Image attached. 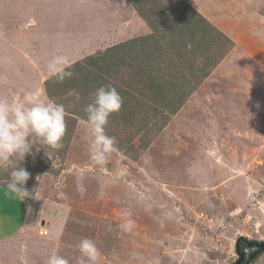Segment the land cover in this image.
I'll return each instance as SVG.
<instances>
[{
	"label": "rangeland",
	"instance_id": "374dc122",
	"mask_svg": "<svg viewBox=\"0 0 264 264\" xmlns=\"http://www.w3.org/2000/svg\"><path fill=\"white\" fill-rule=\"evenodd\" d=\"M123 1L92 0L96 17L86 3L76 19H42L47 28L37 25L38 18L32 28L11 23L18 14L0 17V98L38 89L62 103L73 120L62 149L50 158L43 149L26 156L22 166L30 173V197L8 200L2 185L7 174H0V214L9 207L19 230L28 210L33 223L26 234L0 241V264H46L54 253L76 264V245L83 238L96 242L97 264H229L238 258L239 237L264 239V0H255L252 14L241 0H186L189 10L230 41L215 55L206 77H193V83L201 81L174 115L150 109L156 107L152 98L137 86L135 93L133 85L123 86L112 70L99 73L101 62L83 70L72 67L76 73L62 83L47 74L53 56L75 52L69 57L73 64L100 56L127 37L134 36L130 42L138 38L141 29L131 36L120 33L112 42L105 34L114 28L112 2ZM159 2L170 15L180 9L176 0ZM122 10L128 17L132 11L128 5ZM74 30H80L78 37L85 33L83 49L74 43ZM93 31L101 32L99 46ZM61 41L67 48L53 51ZM135 84L143 86L139 74ZM101 86L115 87L128 98L110 117L107 132L116 137L118 150L102 167L90 159L83 111ZM125 212L135 221L130 233L119 228ZM252 264H264V253Z\"/></svg>",
	"mask_w": 264,
	"mask_h": 264
},
{
	"label": "trees",
	"instance_id": "16d2710c",
	"mask_svg": "<svg viewBox=\"0 0 264 264\" xmlns=\"http://www.w3.org/2000/svg\"><path fill=\"white\" fill-rule=\"evenodd\" d=\"M129 1L148 22L151 32L131 42L110 46L107 52L104 51L100 56H87L73 63V69L83 70V67L87 65L92 67L101 62L104 65L97 68L99 73L112 70V76L117 80L120 79L123 86L133 85L134 93L139 88L141 95L152 98L151 103L156 107L153 108V105H150V109L160 111V114L170 112L174 115L186 102L188 95L197 88V84L209 73V67L217 60L215 55L222 49L226 40L230 41V38L220 33L216 34L214 27L202 18L198 11L188 9V3L185 0H176L180 9L174 12V15H170L167 5L164 7L159 0ZM179 12L181 13L177 14ZM202 38L208 40L206 45L203 44ZM73 69L71 70L76 73ZM136 74H139V82L143 86L135 84ZM176 75L179 79L174 77ZM193 77H200L201 80L193 83ZM134 86L138 88L134 89ZM46 87L49 89L48 80ZM122 98L125 104L128 98L126 96ZM136 114L137 112L134 115L135 119H137ZM147 117L148 115L145 117L146 123L150 120ZM65 119L66 125L73 122L72 117L66 116ZM169 120L168 115L160 124L159 131ZM127 121L126 118L125 122ZM137 122L138 120L132 119L128 121L130 124ZM146 123L142 122L136 131H141L143 124ZM147 146L148 144L145 148ZM133 156L137 157L136 154Z\"/></svg>",
	"mask_w": 264,
	"mask_h": 264
},
{
	"label": "clouds",
	"instance_id": "9594fccd",
	"mask_svg": "<svg viewBox=\"0 0 264 264\" xmlns=\"http://www.w3.org/2000/svg\"><path fill=\"white\" fill-rule=\"evenodd\" d=\"M72 67L63 55L53 56L46 66L49 78L57 83L73 77ZM122 104L123 98L115 87L101 86L83 109L87 148L96 166H104L118 150V141L108 134L107 126L110 117L120 111ZM66 116L71 115L66 114L62 103L47 98L38 89L26 90L18 98H0V174H7L4 179L6 196L23 202L32 195L26 187L30 173L22 166L25 158L33 154V149H43L48 158L52 151L62 149ZM122 215L125 219L119 228L121 232L130 233L135 221L129 218L130 213ZM76 248L79 252L76 264H97L100 251L93 239H81ZM46 264H69V261L54 253L47 258Z\"/></svg>",
	"mask_w": 264,
	"mask_h": 264
},
{
	"label": "crops",
	"instance_id": "0c3cea01",
	"mask_svg": "<svg viewBox=\"0 0 264 264\" xmlns=\"http://www.w3.org/2000/svg\"><path fill=\"white\" fill-rule=\"evenodd\" d=\"M92 0L86 1V0H0V17L6 18V19H12V16L14 14L17 15V19L15 21L12 19L13 24H25L28 27H34V24H36V21L38 20V26L41 28H47L48 25H43L42 24V19H48L49 22L51 23L52 18H60V19H76L78 16L77 12H80L79 7H84L86 3H90L92 5V10L94 13L92 14L93 17L97 16L96 11H95V5L94 3L91 2ZM186 1V0H185ZM191 2V0H189ZM193 1V0H192ZM217 1V0H213ZM222 2V0H220ZM243 2H248L247 10L249 13L252 14V11L255 10V5L254 3L255 0H241ZM114 2V1H113ZM112 2V27H114L112 30L109 28L108 30L105 31L106 36L112 42V39H114L116 36H120V33L124 32H130L128 35H133V32L136 31L135 29H141V34H139L138 37L144 36L148 33L151 32L150 27L148 24L143 21L142 18L139 16L137 11L135 10L134 6L130 3L129 0H124L123 2H115L113 4ZM127 2V3H125ZM253 3V5H252ZM128 5L131 7L132 11L129 14V17L127 14L122 10ZM252 6V7H251ZM258 7H260L258 5ZM261 9V7H260ZM255 12V11H253ZM121 14V18L120 15ZM124 14V15H123ZM125 16V17H124ZM140 17V18H139ZM38 18V19H37ZM37 19V20H36ZM125 20V22H124ZM133 20V21H132ZM140 20V21H137ZM11 21V20H8ZM115 25V26H113ZM144 27L142 28V26ZM40 28V29H41ZM101 29H99L100 31ZM76 33V42H74L77 45V48L81 47L82 49L85 47L87 44V41H85V33L81 31V37L77 35L78 31L80 30H74ZM97 31V30H95ZM94 37L99 40L97 45L94 46H99L101 44V37L98 33H94ZM233 37V33H231ZM134 36L127 37L124 41H118L114 45L122 42H126L129 39L133 38ZM104 43L107 45L108 42L104 40ZM57 45L54 47L53 51L57 50H65L67 46H65V42H57ZM113 46V45H112ZM81 50V49H80ZM76 51V50H75ZM69 61H73V59H69V57H76L75 52L72 53L70 56H66ZM51 59V58H50ZM4 185V184H2ZM8 200H13L9 199L8 196H6ZM7 208V209H6ZM9 207H5L6 212H1L0 214V241L3 240H8L16 237L19 233L24 232L26 234L30 228L33 226V223H28L27 217H28V210H27V216L22 227L18 230V227H13L15 225V215L11 214V211H8ZM28 209V208H27ZM15 232L12 236L10 235L11 233Z\"/></svg>",
	"mask_w": 264,
	"mask_h": 264
},
{
	"label": "flooded vegetation",
	"instance_id": "af4514ba",
	"mask_svg": "<svg viewBox=\"0 0 264 264\" xmlns=\"http://www.w3.org/2000/svg\"><path fill=\"white\" fill-rule=\"evenodd\" d=\"M257 241H264L259 239H250L246 237H242L240 240V250L246 252L245 257L242 259L240 264H252L262 253H264V249L261 252H257L260 249V246L255 245H249L248 242H257ZM264 247V246H263ZM256 255L252 257L253 254ZM238 259H240V256L238 255V258L235 259L233 262L229 264H234Z\"/></svg>",
	"mask_w": 264,
	"mask_h": 264
},
{
	"label": "water",
	"instance_id": "95a60500",
	"mask_svg": "<svg viewBox=\"0 0 264 264\" xmlns=\"http://www.w3.org/2000/svg\"><path fill=\"white\" fill-rule=\"evenodd\" d=\"M242 237H239L237 240H236V252L238 255H240V259H238L234 264H240L242 259L245 257V252L244 251H241L240 250V240H241ZM249 245H259L260 246V249L257 251V252H261L263 249H264V241H257L256 243L254 242H248ZM256 255L253 254L252 257H254Z\"/></svg>",
	"mask_w": 264,
	"mask_h": 264
}]
</instances>
